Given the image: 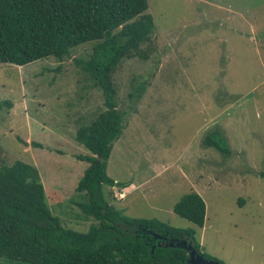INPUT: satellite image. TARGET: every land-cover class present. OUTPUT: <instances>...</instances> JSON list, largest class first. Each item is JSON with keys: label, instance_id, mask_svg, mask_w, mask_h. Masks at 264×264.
Listing matches in <instances>:
<instances>
[{"label": "rangeland", "instance_id": "obj_1", "mask_svg": "<svg viewBox=\"0 0 264 264\" xmlns=\"http://www.w3.org/2000/svg\"><path fill=\"white\" fill-rule=\"evenodd\" d=\"M147 1L155 32L112 74L127 115L108 160L117 184L104 188L106 199L124 216L188 229L173 206L197 192L206 207L195 229L201 251L223 264H264V0ZM93 44L62 60L0 64V102L10 104L0 110V164L35 166L52 214L78 232L97 224L75 190L87 167L78 156L89 154L75 133L106 109L76 62ZM216 129L229 154L203 145Z\"/></svg>", "mask_w": 264, "mask_h": 264}, {"label": "trees", "instance_id": "obj_2", "mask_svg": "<svg viewBox=\"0 0 264 264\" xmlns=\"http://www.w3.org/2000/svg\"><path fill=\"white\" fill-rule=\"evenodd\" d=\"M147 10V0H0V64L62 60L73 47L92 42L88 58L76 62L101 89L106 107L75 133L89 152L78 156L87 167L75 190L86 202L76 204L97 224L86 232L61 226L48 205L38 169L20 160L0 164V258L26 264H188V252L177 246L188 239L204 258L223 264L203 253L196 239L195 229L203 228L206 210L197 192L173 206L177 216L195 227L188 229L155 218L124 216L105 196L104 188L117 184L108 176L107 164L127 115L117 108L112 74L123 59L141 56V47L154 34ZM5 105L10 104L0 102V110ZM203 145L223 154L231 151L217 129L206 134Z\"/></svg>", "mask_w": 264, "mask_h": 264}, {"label": "water", "instance_id": "obj_3", "mask_svg": "<svg viewBox=\"0 0 264 264\" xmlns=\"http://www.w3.org/2000/svg\"><path fill=\"white\" fill-rule=\"evenodd\" d=\"M169 246H173L172 243ZM177 246H181L188 252V264H219L213 260H207L204 258L203 254L198 253L193 247L192 241H187V239H182L177 242Z\"/></svg>", "mask_w": 264, "mask_h": 264}]
</instances>
